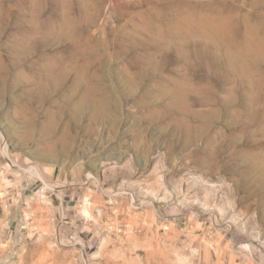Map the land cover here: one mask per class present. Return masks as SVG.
I'll use <instances>...</instances> for the list:
<instances>
[{"label": "rangeland", "instance_id": "1", "mask_svg": "<svg viewBox=\"0 0 264 264\" xmlns=\"http://www.w3.org/2000/svg\"><path fill=\"white\" fill-rule=\"evenodd\" d=\"M148 1L0 0V264H264V52L239 44L264 38V0H158L151 20ZM210 16L235 43L207 41Z\"/></svg>", "mask_w": 264, "mask_h": 264}, {"label": "bare ground", "instance_id": "2", "mask_svg": "<svg viewBox=\"0 0 264 264\" xmlns=\"http://www.w3.org/2000/svg\"><path fill=\"white\" fill-rule=\"evenodd\" d=\"M156 2H158V0H149L148 1V3L149 4H152V6L150 7V9H152L153 11L155 10V12H156V14H154V15H152L150 12H148V11H142V13H141V16H143V17H146L147 19H149V20H151V19H153V18H157V19H162V15L161 14H163L162 13V10H161V7H159L158 6V4H156ZM17 6H21V3H17L16 4ZM204 8V7H203ZM32 10H33V8H32ZM161 10V11H160ZM218 11V10H217ZM37 12V11H36ZM152 13H154V12H152ZM215 13V12H214ZM10 11L8 12V21H9V24L10 25H12L13 23H15V19H13V17L12 16H10ZM189 15V14H188ZM188 15H184V17H182V16H180V22L181 23H185V21H186V19L187 18H189V17H187ZM196 15V14H195ZM198 16V15H197ZM228 17H230V16H228ZM228 17H201L200 19H199V21H198V25H197V29H198V31H200V33L207 39V41H210L211 39H214V40H217V39H222L223 41H221V42H224L225 44H226V42H227V46H228V43H230L231 42V40H234V38H233V36L231 37H229V35H231L232 34V26H231V21L228 19ZM17 20L18 19H22L23 18V14H18L17 15ZM38 19H39V14L38 13H35V10L33 11V13H32V16H31V22H33V23H35V24H33L31 27H32V31H33V34H32V36H31V42H37V41H39V36H37V33H38V31H39V28H40V23H39V21H38ZM244 19V18H243ZM193 20V19H192ZM243 21H245V19L243 20ZM247 21V20H246ZM242 24V23H241ZM246 24V26H247V24H249V21L247 22V23H245ZM244 24V25H245ZM16 25V24H15ZM14 25V26H15ZM243 25V26H244ZM250 25H252L251 23H250ZM177 26V25H176ZM245 26V27H246ZM253 26V25H252ZM252 26H250L251 28H248L247 27V29L246 28H244V30L245 31H247V34L246 35H244V38L243 39H241V41H239V44H242L243 42H246V41H248L249 43H248V45H247V47H250V48H252L253 50L252 51H256V52H258V54L256 55V56H259L260 55V52H264V38L262 37V35L260 36V37H262V38H260L259 39V37L257 36V35H255V33H254V29H256V27L253 29L252 28ZM149 29H151L152 30V32H154L155 33V35H156V37H158V39H157V44H158V46L159 47H161V48H166V47H168L169 45H170V43H175V44H177V45H179V46H181V47H185L187 44H186V40H183V39H185V36L184 35H182L183 33H184V31H179L177 28H178V26H177V28L175 27V25H174V32L171 30V28L170 27H167L168 28V33H166V27H162L161 25H159V26H147ZM181 27V26H180ZM186 28V27H185ZM243 28V27H242ZM173 29V28H172ZM185 30V29H184ZM186 31H188V30H186ZM256 31V30H255ZM258 31V30H257ZM166 33V34H164L163 35V33ZM21 35L19 36V37H17V38H20V39H22L24 42H27V40H28V37L24 34V30H22L21 32ZM172 34H174V35H176V37H177V39H173V42H170V38H172ZM191 34V33H190ZM163 35V36H162ZM173 35V36H174ZM193 35V34H192ZM198 35V34H197ZM232 35H234V34H232ZM264 35V34H263ZM199 37H201L200 35H198ZM236 38V37H235ZM202 39V38H201ZM177 40H180V41H177ZM193 40V39H192ZM187 41H189V40H187ZM206 41V42H207ZM216 42V41H215ZM215 42H214V44H215ZM18 43V42H17ZM205 43V42H204ZM212 43H213V41H212ZM210 44L211 46H213V44ZM217 43V42H216ZM219 43V42H218ZM234 43H235V40H234ZM195 44V43H194ZM207 44V43H206ZM205 44V45H206ZM223 44V43H222ZM222 44H220V45H222ZM231 44V43H230ZM233 44V43H232ZM208 45V44H207ZM209 45V46H210ZM218 44H216V46H217ZM244 45H246V43L244 44ZM222 46H224L225 47V45L223 44ZM242 46V45H241ZM215 47V46H214ZM218 47V49H219V46H217ZM238 47V46H237ZM240 47V46H239ZM234 48H235V46H234ZM243 48V47H242ZM245 48V47H244ZM249 48V49H250ZM25 49H26V47H25ZM24 49V50H25ZM180 49V48H179ZM226 49H228V48H226ZM246 49V48H245ZM248 49V48H247ZM219 50H221V49H219ZM229 50V49H228ZM237 50V49H236ZM242 50V49H241ZM240 50V51H241ZM234 51V50H233ZM215 52V51H214ZM225 52H227V51H225ZM246 52H247V50H246ZM249 52V51H248ZM256 52H254V53H256ZM250 53H252V52H250ZM226 54V53H225ZM264 54V53H263ZM232 55V54H231ZM238 55V54H237ZM236 55V56H237ZM239 55H241V54H239ZM250 55V54H249ZM221 56V55H220ZM242 56V55H241ZM244 56V55H243ZM256 56H255V58H256ZM262 56V55H261ZM252 57H253V55H252ZM240 58H242V57H239V59ZM259 58V57H258ZM258 58H256V59H258ZM226 60L228 59V58H225ZM238 59V60H239ZM260 59H262V58H259L258 60H260ZM222 60H223V58H222ZM241 60V59H240ZM239 60V61H240ZM246 60V59H245ZM263 60V59H262ZM232 61V60H231ZM239 61H237V62H239ZM233 62V61H232ZM231 62V63H232ZM241 62V61H240ZM260 62V61H259ZM227 63V62H226ZM245 64V63H244ZM254 64V63H253ZM258 64V63H257ZM223 66H225V65H223ZM227 66H229V65H227ZM232 66V65H231ZM241 66V65H240ZM250 66V65H249ZM230 67V66H229ZM242 67V66H241ZM254 67V66H253ZM256 67V66H255ZM258 67H259V65H258ZM257 67V68H258ZM231 68V67H230ZM229 68V69H230ZM243 69V68H242ZM242 69H241V71H242ZM245 69V68H244ZM255 69V68H254ZM253 69V70H254ZM259 69V68H258ZM231 70V69H230ZM237 70H239V69H237ZM255 71V70H254ZM257 71L258 70H256V73H257ZM253 72V71H252ZM245 73V72H244ZM254 73V72H253ZM248 75H249V72H248ZM261 76V75H260ZM259 76V77H260ZM247 77V76H246ZM250 77V76H249ZM248 77V78H249ZM251 77H253V76H251ZM257 78H258V76H257ZM256 80H258V79H256ZM260 80H262V79H260ZM259 80V81H260ZM261 82V81H260ZM258 83V82H257ZM264 83V82H263ZM236 85V84H235ZM262 87H263V85H261ZM206 87V86H205ZM260 87V86H259ZM259 87H257V88H259ZM261 87V88H262ZM262 89H264V88H262ZM210 91V90H209ZM235 91V90H234ZM203 92H204V90H203ZM210 93V92H209ZM184 94V93H183ZM232 96V95H231ZM210 98V97H209ZM206 99V98H205ZM208 100V99H207ZM207 102V101H206ZM211 104V103H210ZM249 140V139H248Z\"/></svg>", "mask_w": 264, "mask_h": 264}, {"label": "crops", "instance_id": "3", "mask_svg": "<svg viewBox=\"0 0 264 264\" xmlns=\"http://www.w3.org/2000/svg\"><path fill=\"white\" fill-rule=\"evenodd\" d=\"M25 255L28 256L27 264H35V261L40 258L38 254L34 255L32 252L20 254L21 257ZM34 256L37 259H35ZM42 259L46 261L42 264H117L122 261V257L119 258L118 254L115 255L114 252L108 253L106 256L105 254L98 255L93 253H85L84 255L78 252L76 247H70L66 251L59 250L46 255L44 254V258Z\"/></svg>", "mask_w": 264, "mask_h": 264}]
</instances>
